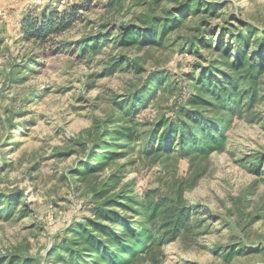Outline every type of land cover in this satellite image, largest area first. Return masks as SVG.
Wrapping results in <instances>:
<instances>
[{"label": "rangeland", "instance_id": "1", "mask_svg": "<svg viewBox=\"0 0 264 264\" xmlns=\"http://www.w3.org/2000/svg\"><path fill=\"white\" fill-rule=\"evenodd\" d=\"M202 1L218 7L211 16L187 13L185 22L205 20L201 28L212 45L220 34H226L228 43L227 31L242 25L264 31V0ZM185 3L193 0H0V197L23 192L19 204L6 209L1 205L5 213L0 217V258L13 259L12 264L25 258L31 264H54L47 259L53 245L72 222L91 214V187L99 189L127 163L118 188L131 184L137 200L150 190L173 197L182 181L185 203L203 208L201 218L206 221L200 231L163 246L159 264H264V215L257 217L264 205V165L259 176L242 166L248 167L255 153L264 157V77L261 99L252 110L261 121L235 120L226 129L224 150L206 160L193 165L187 160L169 162L164 168L150 165L140 154L141 146L135 145L127 156L85 182L72 173L85 156L88 130L118 111L149 73H170L185 93L182 78L198 74L215 58L202 45L187 51L186 23L168 31L160 46L118 45L121 27L130 24L145 30V18L163 21L169 9ZM72 6L81 9L60 34L43 44L22 38L26 19L40 24L53 12H68ZM98 33L108 41L94 49L75 45ZM120 55L131 68H110ZM158 96L138 111L134 122L148 128L169 112L171 94ZM239 245L255 251L226 259V252Z\"/></svg>", "mask_w": 264, "mask_h": 264}, {"label": "trees", "instance_id": "2", "mask_svg": "<svg viewBox=\"0 0 264 264\" xmlns=\"http://www.w3.org/2000/svg\"><path fill=\"white\" fill-rule=\"evenodd\" d=\"M217 7L202 0H193L192 4L185 3L180 8L169 9L163 21L154 16L145 18V30L125 25L119 32L118 45L125 48L134 45L160 46L168 31L186 23L187 13L211 16ZM80 9L72 6L68 12H53L39 25L26 19L20 28L22 38L43 44L50 36L63 32ZM203 23L206 21L197 23L191 20L184 25L189 33L184 45L189 52L202 45L211 50L215 58L200 68L198 74L192 72L182 78L185 93L181 92L180 82L172 80L170 73H149L134 88L128 100L120 102L123 104L119 105L118 111L111 112L104 121L97 120L88 130L85 156L76 162L72 170L81 182L87 181L92 174L102 172L111 162L127 156L135 145L141 146L140 154L144 160L150 161V165L160 164L167 168L169 162L176 164L180 160H187L193 165L196 160H206L211 153L224 150L228 138L226 129L235 120L261 121L252 110L261 99L264 31L242 25L227 31L228 43L224 40L226 34H220L212 45V38H204L206 29L201 28ZM100 41L106 43L108 40L98 33L75 45H80L81 49H94ZM110 68L129 69L131 65L125 56L120 55ZM165 93H170L172 97L167 114L161 115L148 128L134 122L139 110ZM126 164L112 172L99 189L98 185L91 187L94 192L91 214L68 226L64 236L50 250L48 261L53 260L54 264H159L164 255L163 246L193 230L200 231L206 221L201 218L203 208L185 203L182 196L184 182L178 183L173 197L150 190L137 200L131 184L118 188ZM263 165L264 157L260 153L252 155L248 167L242 164L256 176L263 171ZM199 177L195 176L193 181ZM22 193L14 191L0 197V217L5 213L1 205H5L6 209L8 205L19 204ZM263 215L264 205L257 217L261 219ZM238 247L226 252L225 258L255 251L242 245ZM12 262L13 259L0 258V264ZM21 264H31V261L25 258Z\"/></svg>", "mask_w": 264, "mask_h": 264}]
</instances>
